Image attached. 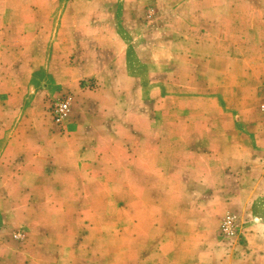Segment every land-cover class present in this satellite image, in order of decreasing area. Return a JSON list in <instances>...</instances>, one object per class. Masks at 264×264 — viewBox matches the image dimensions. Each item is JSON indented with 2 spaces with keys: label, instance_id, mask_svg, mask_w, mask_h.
Here are the masks:
<instances>
[{
  "label": "rangeland",
  "instance_id": "rangeland-1",
  "mask_svg": "<svg viewBox=\"0 0 264 264\" xmlns=\"http://www.w3.org/2000/svg\"><path fill=\"white\" fill-rule=\"evenodd\" d=\"M263 100L264 0H0V255L46 242L54 264H141L157 232L163 264H206L200 238L228 216L225 241L264 240V195L219 201L237 181L220 138L264 122Z\"/></svg>",
  "mask_w": 264,
  "mask_h": 264
},
{
  "label": "crops",
  "instance_id": "crops-1",
  "mask_svg": "<svg viewBox=\"0 0 264 264\" xmlns=\"http://www.w3.org/2000/svg\"><path fill=\"white\" fill-rule=\"evenodd\" d=\"M217 110L223 111L224 115L228 117L227 109L223 104H220V108ZM245 121L244 123L235 121L227 122L226 135L220 138L224 140L226 138L228 144L233 143L236 150L235 153L226 154V157L223 158L221 162V173L227 176H237V181L234 186L229 187L227 185H222L221 190L223 193L219 198L222 206L250 207L256 203V200L264 195V179L260 180L264 178V155H262L263 153L260 151L262 146L260 145L259 136L256 132L258 126L264 128V122L261 120L258 121L257 119H245ZM234 131L238 132L236 136H234ZM245 137L248 139L247 142L251 143L249 151H245L243 147ZM207 139H209L208 136L204 138V141L209 142ZM214 155L216 154H204V156H202V154H195L199 159L202 157L208 158L211 162L216 164V156ZM203 173L208 174L209 172L205 170ZM243 175L258 176V178H252V181L244 186L240 183ZM34 185H36L34 189L43 188L41 182H36ZM57 185H59L58 182H56V186ZM198 187L205 191L214 189L213 187L207 185L203 186L202 184H196L190 187V189H198ZM29 188L30 185L25 186L24 184V189ZM233 191H236V194H233ZM211 200L212 198L208 201ZM245 235L248 241L241 245L225 241V238L220 236L219 231L208 235V237H201V243L200 241L199 243L200 246L204 248L205 260L207 261L206 264H227L229 260H232L234 264H238L241 261L248 264H264V245L262 244L264 240L262 235L251 231ZM143 236H146L145 233H143ZM128 237L126 232H120L116 235L115 239H126ZM161 237L163 236L159 233H153V238H155L156 241H152L150 247H141L138 262L141 264H163L164 247L162 244L164 239ZM202 239H204V241ZM41 243L42 242H35L25 248H19V252H14V254L8 256L7 261L4 255H0V264H54L52 246L46 242H44V244ZM184 245L185 243L183 246ZM121 246L122 244H119V246L114 244V247H110V251L112 250V252L117 254V252L121 251ZM28 250L30 251L28 252L29 254H27ZM11 261H13V263ZM98 262H100L99 258ZM72 264L83 263H76L74 261Z\"/></svg>",
  "mask_w": 264,
  "mask_h": 264
},
{
  "label": "built area",
  "instance_id": "built-area-1",
  "mask_svg": "<svg viewBox=\"0 0 264 264\" xmlns=\"http://www.w3.org/2000/svg\"><path fill=\"white\" fill-rule=\"evenodd\" d=\"M262 109L264 111V100L262 102ZM69 104L67 102H63L60 103L56 106L55 108V118L57 121H61L62 119H64L68 113H69ZM235 234V221L233 216H228L224 222H223V226H222V236L224 238H228L230 236H233ZM22 234L21 233H16L15 237H21Z\"/></svg>",
  "mask_w": 264,
  "mask_h": 264
}]
</instances>
